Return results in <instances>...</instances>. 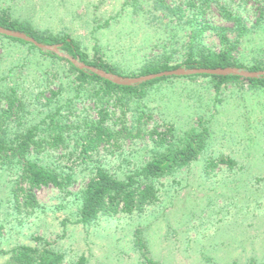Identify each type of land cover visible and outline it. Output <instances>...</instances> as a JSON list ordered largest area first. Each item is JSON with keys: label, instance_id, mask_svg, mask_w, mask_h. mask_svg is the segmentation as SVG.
Instances as JSON below:
<instances>
[{"label": "rangeland", "instance_id": "rangeland-1", "mask_svg": "<svg viewBox=\"0 0 264 264\" xmlns=\"http://www.w3.org/2000/svg\"><path fill=\"white\" fill-rule=\"evenodd\" d=\"M154 1L138 0L133 5L132 0H0V12L8 8L14 19L28 21L40 31L69 34L91 59L97 48L121 72L132 74L163 61L166 51L174 50L171 63L181 62L187 53L189 26L156 9ZM165 1L176 7L185 0ZM218 3L229 4L243 15L249 28L233 51L235 60L264 66V0H216L206 8L210 25L232 27V22L221 16ZM186 13L189 16L191 11ZM203 41L208 48H220L212 29H206ZM28 53L27 45L0 37L4 89L38 69H49V80L38 81L37 91L42 89L41 83L56 89L58 75L67 63L37 58V51L31 53L35 57L32 60ZM26 56L31 63L22 68ZM14 65L18 67L10 73ZM148 90L144 102L153 117L144 124L146 129L159 125L162 131L164 123L170 122L182 137L186 131L199 129L200 121L210 127L208 144L198 159L161 179L160 200L142 212L102 214L85 226L76 222L74 196L52 186L37 190L40 205L35 212L13 213L6 204L7 178L3 176L0 200L4 197L5 211L0 218V249L36 244L37 238H43L66 253L65 264L82 255L88 264H142L139 243L145 244L149 255L160 264H250L264 259V87L228 82L217 93L214 81L196 77L170 79ZM100 104L98 97L85 96L77 105V113H89L94 119ZM135 104L113 99L109 109L117 117L126 112L124 119L131 127L135 112L128 108ZM117 122L116 131L124 124ZM74 143L71 140L70 148L54 150L49 157L74 167L79 180L70 191L76 192L83 184L81 176L91 166L84 170L85 164L77 159L80 147L73 155L66 154ZM153 147L149 137L125 138L123 131L102 146L96 159L111 172L131 170L151 157ZM219 158L233 162L206 168L210 160ZM7 261L8 255L0 253V264Z\"/></svg>", "mask_w": 264, "mask_h": 264}, {"label": "trees", "instance_id": "trees-1", "mask_svg": "<svg viewBox=\"0 0 264 264\" xmlns=\"http://www.w3.org/2000/svg\"><path fill=\"white\" fill-rule=\"evenodd\" d=\"M137 1L132 0V4H136ZM154 2L156 9L166 16L177 18L179 23L183 22L189 26L187 53L181 62L171 63L174 50L166 51L167 55L163 61L147 65L139 73L121 72L114 63L105 60L97 48L95 56L91 59L89 53L73 36L40 31L28 21L14 19L8 8L0 12V26L22 31L45 44H60L61 50L70 56L88 65L123 76L134 77L179 67H239L250 71L264 69L263 65H246L233 57V51L237 49L240 38L249 28L243 15L231 9L229 4L217 5L223 19L232 22V27L212 26L207 21L205 10L216 0H185L183 4L186 10L183 9V4L171 7L165 0ZM187 9L191 11L189 16L186 13ZM261 12L263 17V11ZM186 16L188 18L185 20ZM206 29H212L219 39L218 51L208 48L204 43ZM0 37L27 45L32 60L35 57L30 56L31 53L37 51L40 55L37 58L58 59L68 65L58 75L56 89L43 84L49 80L47 76L49 69H38L33 73L28 71L26 77L21 76V80L13 81L12 85L6 84V90L0 79V177L7 178L6 204L16 214L25 212L29 215L35 212L40 205L37 190L46 186L55 187L66 195L74 196L77 203L76 222L85 226L95 223L102 214L115 216L120 213L144 211L160 200L161 179L197 160L205 150L210 137V127L203 121H200L199 129L186 131L182 137H179L175 125L170 122L164 123L165 129L162 131L159 125L151 130L146 129L144 124L147 119L153 117L152 111L144 102L148 89L170 79L196 77H206L214 81L217 93L220 92L222 85L228 82L242 81L256 87H264V77L246 78L238 75L211 74L163 76L137 85H119L89 70L80 69L66 57L51 51H43L31 42L1 33ZM27 56L21 65L22 68L31 63ZM17 67L14 65L9 72L12 73ZM38 81L43 83L39 86L42 89L37 91ZM88 89L93 91L90 92ZM85 96H95L101 101L97 107V117L94 119L89 113L85 116L77 113V105ZM113 99L115 102L123 100L127 103L136 102L133 108H128L135 112L131 127L124 119L126 112L122 117H117L116 112L109 109L110 101ZM117 120L124 123L122 129L118 131L115 130ZM123 131L125 138L149 137L154 144L151 149L153 154L149 159L142 160L134 169L111 172L104 163L96 159V155L102 146L110 143L119 134L122 135ZM71 140L75 141V146L66 154L71 156L80 147L77 159L85 164L84 170L91 166L89 172L86 174L83 172L84 175L81 176L83 184L76 192L70 191L79 180L74 167L56 163L49 157L54 150L70 148ZM232 162V159L226 158L212 159L206 168ZM2 201L4 197L0 200V218L5 211ZM1 228L0 223V230ZM37 239L36 244H18L9 250L0 249V253L8 255L6 264H65L67 260L65 252L56 249L43 238ZM139 247L142 264H160L149 255L145 244L139 243ZM69 264H88V259L82 255ZM250 264H264V259L260 262L251 261Z\"/></svg>", "mask_w": 264, "mask_h": 264}, {"label": "water", "instance_id": "water-1", "mask_svg": "<svg viewBox=\"0 0 264 264\" xmlns=\"http://www.w3.org/2000/svg\"><path fill=\"white\" fill-rule=\"evenodd\" d=\"M0 33L5 34L7 36H12L16 38L23 39L25 41L31 42L35 44L38 48L42 49L43 51H51L58 54L61 57H66L71 60L77 67L84 70H89L97 75L111 80L112 82L119 84V85H137L143 82L163 77V76H189V75H196V74H211V75H238L246 78H260L264 77V69L258 71H250L247 69H242L239 67H218V68H187V67H179L173 70L162 71L158 73H150L146 75L140 76H123L115 73L108 72L104 69L88 65L78 58H74L69 54L65 53L61 50L60 44H45L42 42L37 41L34 37L27 35L22 31L11 30L5 27L0 26Z\"/></svg>", "mask_w": 264, "mask_h": 264}]
</instances>
